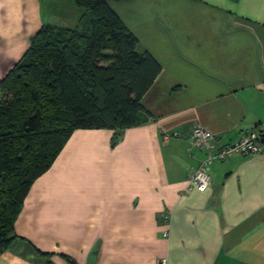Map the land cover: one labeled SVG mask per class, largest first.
<instances>
[{
    "label": "crops",
    "instance_id": "1",
    "mask_svg": "<svg viewBox=\"0 0 264 264\" xmlns=\"http://www.w3.org/2000/svg\"><path fill=\"white\" fill-rule=\"evenodd\" d=\"M52 1L60 19H80L73 0ZM108 4L161 66L141 100L149 114L72 133L26 195L0 264H264V153L215 162L206 192L188 182L204 159L190 150L194 128L221 146L264 131V0ZM44 5L0 0V82L52 25Z\"/></svg>",
    "mask_w": 264,
    "mask_h": 264
},
{
    "label": "trees",
    "instance_id": "2",
    "mask_svg": "<svg viewBox=\"0 0 264 264\" xmlns=\"http://www.w3.org/2000/svg\"><path fill=\"white\" fill-rule=\"evenodd\" d=\"M73 1L82 11L79 26H43L0 82V256L17 237L30 188L75 130L121 131L149 114L141 100L159 63L138 50L113 0Z\"/></svg>",
    "mask_w": 264,
    "mask_h": 264
},
{
    "label": "built area",
    "instance_id": "3",
    "mask_svg": "<svg viewBox=\"0 0 264 264\" xmlns=\"http://www.w3.org/2000/svg\"><path fill=\"white\" fill-rule=\"evenodd\" d=\"M188 140L190 150L196 149L204 155L200 167L188 174L189 186L202 193L211 187L210 168L215 162H226L236 156L249 157L264 153V132L260 127L250 131L239 141L224 146L219 145L213 132L204 126L194 128ZM166 236L167 233H164V237Z\"/></svg>",
    "mask_w": 264,
    "mask_h": 264
},
{
    "label": "rangeland",
    "instance_id": "4",
    "mask_svg": "<svg viewBox=\"0 0 264 264\" xmlns=\"http://www.w3.org/2000/svg\"><path fill=\"white\" fill-rule=\"evenodd\" d=\"M44 2V17L46 18V21L49 22L48 24H52L53 26L58 27H67V28H74L75 25L79 24V19L69 20V19H60L58 16L62 15L66 12V9L61 8L62 6L60 3H56V1L52 0H43ZM54 16V17H53ZM53 17V18H52ZM48 18H50V21H48ZM67 20V21H66ZM76 22V23H75ZM0 92V97H1Z\"/></svg>",
    "mask_w": 264,
    "mask_h": 264
}]
</instances>
